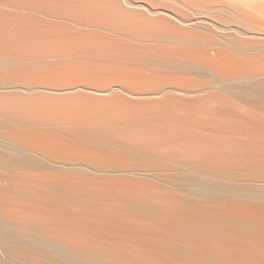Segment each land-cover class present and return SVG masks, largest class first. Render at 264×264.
Wrapping results in <instances>:
<instances>
[{"label": "bare ground", "instance_id": "bare-ground-1", "mask_svg": "<svg viewBox=\"0 0 264 264\" xmlns=\"http://www.w3.org/2000/svg\"><path fill=\"white\" fill-rule=\"evenodd\" d=\"M0 264H264V0H0Z\"/></svg>", "mask_w": 264, "mask_h": 264}]
</instances>
